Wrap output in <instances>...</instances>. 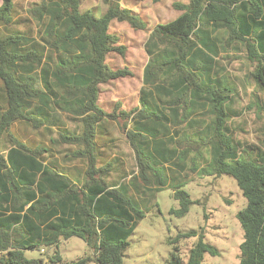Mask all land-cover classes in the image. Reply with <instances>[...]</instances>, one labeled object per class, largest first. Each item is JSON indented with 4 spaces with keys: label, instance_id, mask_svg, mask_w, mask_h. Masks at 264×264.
<instances>
[{
    "label": "trees",
    "instance_id": "16d2710c",
    "mask_svg": "<svg viewBox=\"0 0 264 264\" xmlns=\"http://www.w3.org/2000/svg\"><path fill=\"white\" fill-rule=\"evenodd\" d=\"M84 1L35 2L32 15L45 26L41 41L7 31L15 20L14 0L0 5V264H45L26 251L53 247L50 262L58 263L60 242L73 236L90 249L73 264H124L149 197L170 186L179 201L172 212H189L195 201L184 188L185 178L202 164L205 151L211 155L209 173L233 176L247 199L238 213L244 230L239 264H264V151L259 158L239 157L227 134L236 87L220 59L230 45L241 44L264 88V0L174 2L182 12L155 26L145 44L149 58L140 107L121 112L138 172L129 180L123 172L112 181L105 177L110 164H97L96 137L97 127L104 129L118 115L99 104L100 85L133 72L108 62L110 53L126 51L111 24L117 19L145 29L147 21L120 0H106L109 7L101 14L83 9ZM62 112L80 118L83 131L68 128ZM18 121L34 129L56 127L62 142L84 146L74 155L89 157L85 177L73 179L55 162L45 163L42 144L34 149L13 135ZM197 234L170 238L174 250L167 264H202L205 253H218L201 234L186 260L179 242Z\"/></svg>",
    "mask_w": 264,
    "mask_h": 264
},
{
    "label": "rangeland",
    "instance_id": "374dc122",
    "mask_svg": "<svg viewBox=\"0 0 264 264\" xmlns=\"http://www.w3.org/2000/svg\"><path fill=\"white\" fill-rule=\"evenodd\" d=\"M189 0H120L122 7L131 8L147 21L145 29L134 28L127 21L114 20L111 30L120 35L119 43L126 46L124 55L112 52L108 62L113 68L128 67L133 74L102 84L101 106L112 112L114 109H132L139 105V93L143 85V70L148 60L145 44L155 26L176 18L182 11L174 6V2ZM3 0H0V5ZM41 0H14L15 20L6 29L13 33H24L32 40L41 41L45 26L42 21L32 15V6ZM83 9H93L101 14L109 7L106 0H85ZM45 24L49 15L44 18ZM222 50V49H221ZM246 49L241 44H232L220 55L221 64L229 72L236 91L228 103V118L226 131L232 139L239 157H253L264 151V88L259 85L253 75L254 64L245 57ZM56 56V55H55ZM52 63V62H51ZM53 64V63H52ZM0 80V84H1ZM69 121V119H68ZM118 123L110 121L114 128L112 137L119 145V151L130 164L134 161L132 148L125 135L123 125L125 120L117 119ZM67 123V122H66ZM74 128L75 122H68ZM13 135L28 143H36L43 134L36 133L30 123L16 122L12 129ZM10 135H5L2 144L9 145ZM251 147V148H250ZM204 151V150H203ZM202 164L189 171L184 186L195 201L185 216H177L172 209L179 208V201L173 196L169 186L158 191L155 197H149L146 206V216L139 222L130 236V245L124 258V264H167L174 245L170 238L180 233L197 231L196 236L182 238L179 242L181 254L187 260L189 251L203 236L205 242L217 249V254L205 253L202 264H239L241 260V245L244 241V230L238 219V213L247 205L237 180L229 175L216 176L210 174L211 155L205 151ZM194 153L191 151V156ZM199 161V160H198ZM197 161V162H198ZM189 167L191 166L188 160ZM188 167V168H189ZM130 168V167H129ZM188 170V169H187ZM155 203H158V205ZM56 248L47 250H27L28 258H43L45 264H73L78 258L86 256L89 246L80 237L73 236L62 240L59 252L62 260L51 263L49 255Z\"/></svg>",
    "mask_w": 264,
    "mask_h": 264
},
{
    "label": "crops",
    "instance_id": "0c3cea01",
    "mask_svg": "<svg viewBox=\"0 0 264 264\" xmlns=\"http://www.w3.org/2000/svg\"><path fill=\"white\" fill-rule=\"evenodd\" d=\"M149 58V56H148ZM148 61V60H147ZM147 64V63H146ZM145 64V66H146ZM144 66V69H145ZM143 85H144V70H143ZM142 85V87H143ZM101 86V85H100ZM102 89L100 87V94H99V99L101 96ZM141 92V90H140ZM101 103V100H99V104ZM101 105V104H100ZM136 107H140V93H139V105ZM134 107V108H136ZM132 108V109H134ZM104 109V108H103ZM130 109V110H132ZM105 110V109H104ZM127 108L121 109H114L112 112L108 113H115L118 115L117 119H122L121 118V112L122 111H130ZM61 112V111H60ZM62 117L64 120H66V126L68 128V122H75L77 125L75 126L79 132H82L84 129V124L83 122L80 121V118H77L76 120H72L74 116L73 114L69 112H62ZM120 115V116H119ZM69 116L71 119H69ZM72 116V117H71ZM69 119V121H68ZM117 119H110L106 121V125L104 129H101L100 126L97 127V149L98 152H101V155L98 157V166H105L109 165L105 169V177L107 180L112 181L113 179H117L123 172L128 174V176L125 178L126 180H129L132 175L138 172L137 169V160L135 156L134 149L132 148L129 140V145L132 148L133 156H134V161L133 163L130 164L129 159L128 162L126 161V158L124 157L123 154L120 153L119 151V145L115 142V138L112 137V132L114 131V128H111L109 124H112L110 121L114 122L115 124L118 123ZM124 120V119H123ZM130 121L128 123V126H130ZM182 125V129L180 133L184 131L186 126L184 124ZM30 127L35 130V132L40 133V135L43 134V138L45 139H40L36 143H30L34 149H37L39 145L42 144V155L45 156V163L47 162H55L56 165L64 168V170L73 178V179H78V178H84L85 177V170L89 162V157L88 156H83V155H78L75 156L74 152L79 150L80 148H84V146L77 144H68L64 143L61 141V138L58 134V130L56 127H53L51 129L47 127H42L40 129H34L31 125ZM74 127V128H75ZM126 135V130L123 131ZM189 133H191V130H188ZM127 137V136H126ZM54 139V140H52ZM189 160V159H188ZM130 167V168H129ZM123 180V179H122Z\"/></svg>",
    "mask_w": 264,
    "mask_h": 264
}]
</instances>
